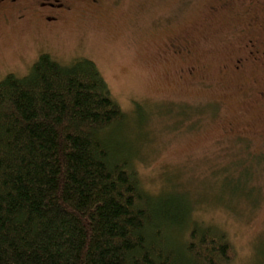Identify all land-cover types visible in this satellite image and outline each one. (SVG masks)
<instances>
[{"label": "rangeland", "instance_id": "obj_1", "mask_svg": "<svg viewBox=\"0 0 264 264\" xmlns=\"http://www.w3.org/2000/svg\"><path fill=\"white\" fill-rule=\"evenodd\" d=\"M217 2L99 0L57 24L1 21L0 80L26 76L42 54L93 62L130 118L122 142L134 141L144 188L186 193L195 217L228 240L231 264H255L264 249V72L225 68L239 60L247 17L237 5L212 11Z\"/></svg>", "mask_w": 264, "mask_h": 264}, {"label": "trees", "instance_id": "obj_2", "mask_svg": "<svg viewBox=\"0 0 264 264\" xmlns=\"http://www.w3.org/2000/svg\"><path fill=\"white\" fill-rule=\"evenodd\" d=\"M126 123L89 60L0 80V264H231L186 193L144 188Z\"/></svg>", "mask_w": 264, "mask_h": 264}, {"label": "flooded vegetation", "instance_id": "obj_3", "mask_svg": "<svg viewBox=\"0 0 264 264\" xmlns=\"http://www.w3.org/2000/svg\"><path fill=\"white\" fill-rule=\"evenodd\" d=\"M212 11L233 10L237 5L245 16V30L237 63L227 66L233 72L243 71L248 64H254L264 72V0H217ZM99 0H0V22L14 19L22 21L32 16L34 21L40 20L49 24L59 23L66 15L75 10H84L96 6ZM38 23V22H37ZM46 27V26H45Z\"/></svg>", "mask_w": 264, "mask_h": 264}]
</instances>
